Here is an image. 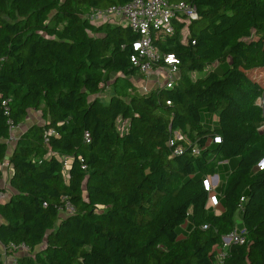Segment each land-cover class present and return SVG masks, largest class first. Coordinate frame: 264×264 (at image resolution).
Here are the masks:
<instances>
[{
	"label": "trees",
	"instance_id": "1",
	"mask_svg": "<svg viewBox=\"0 0 264 264\" xmlns=\"http://www.w3.org/2000/svg\"><path fill=\"white\" fill-rule=\"evenodd\" d=\"M129 1L0 0V244L29 249L18 264H215L239 215L246 241L222 264H264V0H169L198 18L154 33L179 70L148 91L132 79L139 34L86 18ZM32 111L43 123L9 142ZM235 157L216 213L208 176Z\"/></svg>",
	"mask_w": 264,
	"mask_h": 264
},
{
	"label": "built area",
	"instance_id": "2",
	"mask_svg": "<svg viewBox=\"0 0 264 264\" xmlns=\"http://www.w3.org/2000/svg\"><path fill=\"white\" fill-rule=\"evenodd\" d=\"M86 18L95 24H103L105 22L122 24L131 27V29L139 34L137 51L131 56V62L138 67L140 73L145 78H149L152 74L162 71L168 75L164 84L167 88H172L176 73L179 70V59L176 55L162 52L154 43V33L162 31L167 34H174V21L190 22L198 18V11L195 5L181 1L170 2L169 0H131L126 3L113 4L104 8H91ZM164 62V64H162ZM149 87L144 86L143 90L148 91ZM21 126L14 127L11 131L9 142H14L18 137L17 131ZM49 135H55L54 129L49 130ZM88 138L89 135L87 134ZM183 139V135L176 132L171 144L176 140ZM89 141V140H88ZM182 152L181 148H177L175 153ZM194 153L199 154L198 148H195ZM64 169L63 174L67 179L68 159L63 158ZM9 196L8 192L0 193V199H5ZM243 201V198H242ZM66 214H74L76 207L67 201L65 206L61 208ZM204 225V228H207ZM246 241V230L236 223L235 228L222 238V243L215 250L217 259L215 264H222L228 249L233 243L243 244ZM21 249H27L26 246H21ZM14 257V256H13ZM11 264H18L16 257L12 259Z\"/></svg>",
	"mask_w": 264,
	"mask_h": 264
},
{
	"label": "crops",
	"instance_id": "3",
	"mask_svg": "<svg viewBox=\"0 0 264 264\" xmlns=\"http://www.w3.org/2000/svg\"><path fill=\"white\" fill-rule=\"evenodd\" d=\"M216 66H218V64ZM164 72H166V71H164ZM140 75H142V74L140 73ZM162 75H163L162 73L156 72V73H154V74H152L150 76L151 77V80L149 82H144V79H142L140 82H135V81L134 82L140 87V89H143L144 86H148V87H151L152 88V87H155L157 85L164 84V81H166L167 78L164 79V81L161 82V76ZM142 76L144 77V75H142ZM33 112H36V111H33ZM37 112H39V111H37ZM41 120L42 121L31 120L30 122H28V120H27V122L20 127L19 131L16 132L17 135L21 134L22 131H23V129H25L26 127H28L33 122L43 123V117L41 118ZM217 121H218L217 116L216 115H213V114H210V117H208L207 120H206V122L208 124H210L212 127L216 125ZM10 152H12V150ZM228 162H230V163H228ZM227 165H232V166H235L236 167V165H237V158L236 157L235 158H232L231 161L224 160V161H222V162L219 163V166L217 168V173L219 172L221 174V176L219 175V177L223 179V180H220V181L226 182L227 179H228V177H229V175H230V173L235 169V167H234V169H232L231 171H228V168L229 167ZM4 170L7 171V173H6V175H5L6 177H5L4 181H3V186H6V188H10V186L6 183V179L10 175L11 169L8 168V169H4ZM216 174L208 176V180H209V183H210V186H211V190H212V187H215L214 185H216V187H217V185L219 183V178H218V176ZM214 193H216V195H214ZM219 194L222 196L221 190L215 188L212 191L211 198H210V200L208 202V207H211V208L215 209V212L216 213H220V211L224 207L223 206V200L222 201H219L218 200V195Z\"/></svg>",
	"mask_w": 264,
	"mask_h": 264
},
{
	"label": "rangeland",
	"instance_id": "4",
	"mask_svg": "<svg viewBox=\"0 0 264 264\" xmlns=\"http://www.w3.org/2000/svg\"><path fill=\"white\" fill-rule=\"evenodd\" d=\"M112 24H115V23H112ZM187 33H188V29L187 28H185L184 30H183V33H182V38L184 39L186 36H187ZM230 63V61L228 60L226 63H222L221 65H220V68L221 69H223L224 67H226L228 64ZM215 67V66H214ZM260 71H262V74L264 75V70H260ZM163 75L161 76V82L162 81H164V79H166V78H168V75L167 74H165V72H161ZM177 75H178V73H176V77H177ZM195 75V74H194ZM132 79L135 81V82H140L142 79H144V82H149L150 80H151V77H149V78H144L142 75H137V76H133L132 77ZM143 87V86H142ZM151 87H149L148 89H150ZM112 91H111V88H109V87H107L104 91H103V93H102V95H101V98L103 99V100H108L109 99V95H110V93H111ZM259 102H260V104H262V106H263V108H264V95H263V97H261L260 99H259ZM208 117H210V113H208L206 110H204L203 111V119H204V121H206L207 120V118ZM41 118H42V115H41V113L40 112H30V114L28 115V117L26 118V121H25V123L27 122V120H28V122H30L31 120H37V121H42L41 120ZM24 123V124H25ZM217 124V123H216ZM19 131V130H18ZM260 131L261 132H264V126H262L261 128H260ZM12 150V147H10V151ZM228 163H230V162H228ZM229 168H228V171H231L232 169H234V167L235 166H232V165H227ZM233 167V168H232ZM2 168L3 169H8L9 168V166H8V160H6L5 161V163H4V165L2 166ZM5 172H7V171H5ZM217 176H218V178H219V181L220 180H223L222 178H220L219 177V175L221 176V174L218 172L217 174H216ZM215 187H212V191L216 188V185H214ZM9 189V191H11V189L10 188H8ZM10 193V192H9ZM8 193V194H9ZM214 195H216V193H214ZM218 200L219 201H222L223 200V197L219 194L218 195ZM236 223L238 224V225H240V226H242L243 227V220L237 215L236 216ZM179 231H180V233L181 234H185L186 232H187V226H185V227H183V226H181L180 228H179ZM29 252V249L27 248V249H18V250H8V249H5L1 244H0V263L1 264H11V262H12V259L14 258V257H16V256H18V255H20V254H22V253H28ZM15 255V256H14ZM14 256V257H13Z\"/></svg>",
	"mask_w": 264,
	"mask_h": 264
},
{
	"label": "water",
	"instance_id": "5",
	"mask_svg": "<svg viewBox=\"0 0 264 264\" xmlns=\"http://www.w3.org/2000/svg\"><path fill=\"white\" fill-rule=\"evenodd\" d=\"M264 109V108H263Z\"/></svg>",
	"mask_w": 264,
	"mask_h": 264
}]
</instances>
